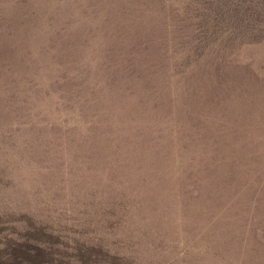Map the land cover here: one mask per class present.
Masks as SVG:
<instances>
[{"label":"rangeland","instance_id":"obj_1","mask_svg":"<svg viewBox=\"0 0 264 264\" xmlns=\"http://www.w3.org/2000/svg\"><path fill=\"white\" fill-rule=\"evenodd\" d=\"M211 6L0 0L1 255L264 264V39Z\"/></svg>","mask_w":264,"mask_h":264},{"label":"trees","instance_id":"obj_2","mask_svg":"<svg viewBox=\"0 0 264 264\" xmlns=\"http://www.w3.org/2000/svg\"><path fill=\"white\" fill-rule=\"evenodd\" d=\"M210 13L219 15L223 25L233 30L230 35L242 30L254 36L255 41L264 39V0H212ZM257 28L263 29L258 30ZM258 30V33H257ZM239 32V33H240ZM238 34L235 35L237 37ZM80 264H135L125 258L111 255L102 248H91ZM44 249L39 247L21 248L9 256L0 254V264H53Z\"/></svg>","mask_w":264,"mask_h":264}]
</instances>
